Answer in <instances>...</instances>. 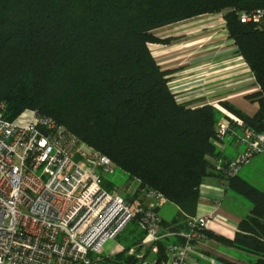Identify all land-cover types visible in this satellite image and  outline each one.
I'll return each mask as SVG.
<instances>
[{
	"label": "trees",
	"instance_id": "obj_1",
	"mask_svg": "<svg viewBox=\"0 0 264 264\" xmlns=\"http://www.w3.org/2000/svg\"><path fill=\"white\" fill-rule=\"evenodd\" d=\"M263 6L264 0H0V101L10 119L27 109L54 119L108 155L138 181L137 190L162 193L180 209L164 220L176 229L196 214L204 178L226 179L253 207L233 239L212 236L255 254L248 264H264V190L218 166L229 162L213 140L223 113L211 104L179 103L169 86L172 71L150 47L174 39L158 37L159 28L221 12L264 89V29L241 21L243 11ZM259 104L249 115L222 102L261 130L260 97ZM134 258L123 252L115 260Z\"/></svg>",
	"mask_w": 264,
	"mask_h": 264
},
{
	"label": "built area",
	"instance_id": "obj_2",
	"mask_svg": "<svg viewBox=\"0 0 264 264\" xmlns=\"http://www.w3.org/2000/svg\"><path fill=\"white\" fill-rule=\"evenodd\" d=\"M241 21L264 29V6L241 13ZM253 92L264 101V89L253 73ZM0 101V264H197L195 247L213 213L186 215L183 227L165 225L160 209L168 200L140 188L144 202H129L104 179L115 162L54 119L27 109L14 119ZM214 142L228 137L244 149L226 166L235 175L243 164L264 152V129H258L224 106ZM264 123V118H263ZM143 237L135 248L102 253L109 240L131 223ZM166 241L163 249L159 243Z\"/></svg>",
	"mask_w": 264,
	"mask_h": 264
},
{
	"label": "crops",
	"instance_id": "obj_3",
	"mask_svg": "<svg viewBox=\"0 0 264 264\" xmlns=\"http://www.w3.org/2000/svg\"><path fill=\"white\" fill-rule=\"evenodd\" d=\"M217 16L222 20V29L225 32L221 34L225 36L221 41L215 35L217 31H214L207 39L194 37V40L184 44L187 48H192L183 50L185 47H181L179 50L182 54L178 58L170 56L165 58L167 49L178 48L177 44L173 45L175 38L169 43H150V47L151 45L156 47L152 53L163 69L172 71L169 74V86L179 103L188 106L211 104L217 108V105L223 106V101H230L247 114L254 115L260 107L259 97L250 98V95L256 93L252 90L254 72L238 51L234 39L229 36L224 14L217 13ZM157 56L159 58L163 56L164 60L161 61ZM218 147L220 155L227 161L236 158L244 149V145L233 137H228ZM241 168L238 175L243 177ZM245 198L233 190L226 179L221 180L216 176L204 178L200 185V199L196 213L213 214L204 236L195 247L197 264H247L244 258L239 256V252L245 250L212 236L214 234L230 240L235 237L240 221L253 207L252 202L248 198L246 199L249 201H246ZM169 203L171 202L165 205ZM172 204L171 206L176 207V215H178L179 207ZM165 205L161 207L160 213L164 220H169L164 215L171 206L166 208L163 215Z\"/></svg>",
	"mask_w": 264,
	"mask_h": 264
},
{
	"label": "rangeland",
	"instance_id": "obj_4",
	"mask_svg": "<svg viewBox=\"0 0 264 264\" xmlns=\"http://www.w3.org/2000/svg\"><path fill=\"white\" fill-rule=\"evenodd\" d=\"M224 22H226V20ZM222 28H223L222 20H219V16H217V13H211V14L209 13V14H203L196 18H192L190 20L164 26L162 28L155 30V34L162 38L164 37L175 38L173 45L177 44L178 50L177 49L173 50L175 48L167 49L166 50L167 56L165 55V58H169V56L178 58L182 54L181 50H179L181 49V47H185L183 50L192 48V47L187 48V46H184V44H187L192 40H194L193 39L194 37L207 39L209 35H211L214 31H217L215 35L221 41L222 38H225L224 35H221L222 33H225ZM151 47H152L151 48L152 51H155L156 47L153 45H151ZM162 57L159 58L157 56V58L163 61L164 58ZM241 169H242L241 172H243L244 174L243 175L244 179L248 180L250 183L257 186L258 188L264 190V152L255 155L253 158L250 159V162L244 164ZM107 178L108 180L111 181L113 188H115L126 199L132 202H137V201L144 202L147 199L145 193L144 194L138 193L139 191L137 190L139 188L138 181L132 179L127 172L121 169H117L114 174L108 175ZM246 201L249 200L246 199ZM171 205L173 204L169 203L168 205H165L162 211L163 215L166 211V208ZM176 214H177L176 207L171 206L170 209L168 210V213L164 216L170 220L172 217L176 216ZM141 237H142L141 229H139L137 223L131 222L118 237H116L113 240H109L107 242V244L102 250V253L104 255H107L108 253L117 252L122 249L123 250L126 249V251L134 249L135 243L138 242ZM239 253L243 255L242 256L239 254L240 257L244 258L247 264L250 260H254L256 258L255 254H252L247 251L246 252L240 251Z\"/></svg>",
	"mask_w": 264,
	"mask_h": 264
}]
</instances>
